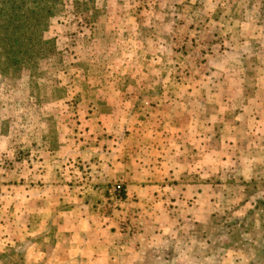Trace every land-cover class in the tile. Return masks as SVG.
Returning a JSON list of instances; mask_svg holds the SVG:
<instances>
[{
  "label": "rangeland",
  "instance_id": "374dc122",
  "mask_svg": "<svg viewBox=\"0 0 264 264\" xmlns=\"http://www.w3.org/2000/svg\"><path fill=\"white\" fill-rule=\"evenodd\" d=\"M43 38L37 68L0 50V264H264V0H62ZM112 152L172 167L156 184H196L195 208L160 200L138 240L99 181ZM50 184H86L76 251L53 248Z\"/></svg>",
  "mask_w": 264,
  "mask_h": 264
},
{
  "label": "crops",
  "instance_id": "0c3cea01",
  "mask_svg": "<svg viewBox=\"0 0 264 264\" xmlns=\"http://www.w3.org/2000/svg\"><path fill=\"white\" fill-rule=\"evenodd\" d=\"M112 149V148H111ZM99 148H97V152L93 153L91 156L95 159L97 156V159L100 158V154L98 153ZM129 156V155H128ZM126 157L125 160H123L121 157H119V160H117V156L113 158V152L109 155L110 160L109 163L111 164L108 173L102 174L100 171L99 175V181L105 182V181H115L120 180L125 185L128 201L131 202V205L137 207L139 206L141 209L139 212L136 211V222H137V228L136 231L138 233V240L139 238H142L141 236L144 234V231L148 229V227H145V223H147V218H151L153 213H148L150 209L152 208H159V201L162 199H165L164 203H171V204H177V206H180L181 208H187L191 206L192 208H195V204H197V199L200 197V187L196 184L188 183L185 185H181L180 183H176L175 185H168V182L174 181V177L176 175L175 170L171 171L170 166H166L165 168H162L161 166H156L153 168H150L149 165H141V160L139 159H133V156ZM99 157V158H98ZM92 158V157H88ZM83 160H86L83 156ZM103 160V159H102ZM159 164H162L160 161ZM104 165V166H103ZM135 165V167H133ZM104 167H107L105 164H94L93 170L96 171V169H103ZM66 171H64L65 173ZM62 172H58L55 170H49L48 172H45V174L49 177L50 176H56V175H62ZM163 176L164 178H167L169 180L166 183H163L161 185L156 184V181L158 178H161ZM86 184H84L81 187H78L79 191H68L66 190H59L60 186H54L52 184L50 185H44V188L47 190L48 195L46 198L48 200H51L52 202V208H56L57 205L63 209L64 213L62 212V219L56 220L57 217L54 218L53 221H51L52 225L56 223V225L63 224L60 228L54 225L53 233L56 231L55 240L56 243L54 244L53 248L56 246L60 248V251H76L78 247V244L80 246L83 245V241L87 240L90 233L93 232L91 229V226L89 224V221H87V218L90 219V215L86 217V213L82 212L80 209H77L78 215H75L74 212L76 211L75 204H78V206L83 203L84 199V188ZM22 188V186H21ZM25 188V187H23ZM53 189V190H52ZM58 191L61 193L59 194ZM170 194V196L168 195ZM174 202H172V199ZM20 208L15 204V209ZM82 208V207H81ZM67 209V210H66ZM158 210V209H157ZM54 211V210H52ZM69 216L70 218H73L71 220V224L73 225V229H69L70 225L65 226V223L63 219L67 218ZM74 216V217H73ZM169 218H173L171 215ZM165 221H159L158 224L164 223ZM167 223V222H165ZM164 223V224H165ZM144 224V225H143ZM40 250V248H39ZM64 253V254H65Z\"/></svg>",
  "mask_w": 264,
  "mask_h": 264
},
{
  "label": "trees",
  "instance_id": "16d2710c",
  "mask_svg": "<svg viewBox=\"0 0 264 264\" xmlns=\"http://www.w3.org/2000/svg\"><path fill=\"white\" fill-rule=\"evenodd\" d=\"M61 2L0 0V50L13 72L32 68L45 58L43 47L47 42L43 34Z\"/></svg>",
  "mask_w": 264,
  "mask_h": 264
},
{
  "label": "built area",
  "instance_id": "2783aa9c",
  "mask_svg": "<svg viewBox=\"0 0 264 264\" xmlns=\"http://www.w3.org/2000/svg\"><path fill=\"white\" fill-rule=\"evenodd\" d=\"M120 187L119 186H116L115 188H113V192L115 193H120Z\"/></svg>",
  "mask_w": 264,
  "mask_h": 264
}]
</instances>
